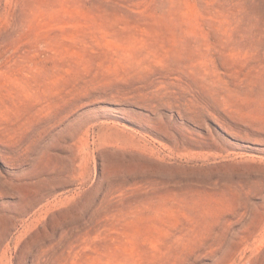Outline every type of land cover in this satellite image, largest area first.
<instances>
[{
    "label": "rangeland",
    "instance_id": "rangeland-1",
    "mask_svg": "<svg viewBox=\"0 0 264 264\" xmlns=\"http://www.w3.org/2000/svg\"><path fill=\"white\" fill-rule=\"evenodd\" d=\"M0 264H264V0H0Z\"/></svg>",
    "mask_w": 264,
    "mask_h": 264
}]
</instances>
